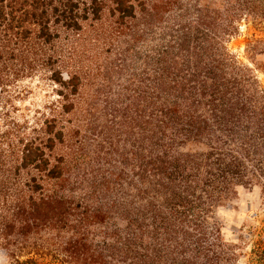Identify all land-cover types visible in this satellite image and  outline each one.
I'll use <instances>...</instances> for the list:
<instances>
[{"label":"trees","instance_id":"trees-1","mask_svg":"<svg viewBox=\"0 0 264 264\" xmlns=\"http://www.w3.org/2000/svg\"><path fill=\"white\" fill-rule=\"evenodd\" d=\"M242 22L263 55L264 0H0V88L40 71L60 98L38 128H0L12 264H239L215 214L264 189V89L226 47Z\"/></svg>","mask_w":264,"mask_h":264},{"label":"rangeland","instance_id":"rangeland-1","mask_svg":"<svg viewBox=\"0 0 264 264\" xmlns=\"http://www.w3.org/2000/svg\"><path fill=\"white\" fill-rule=\"evenodd\" d=\"M253 33L255 32L251 25L242 22L239 34L230 38L226 47L240 64L252 69L259 85L264 89V54L250 56L246 51ZM87 49L90 54L86 55L90 59L85 63H89L92 56L95 55L92 44H87ZM113 55L114 53H110L101 57L103 59L107 56L104 65H107V61L114 59ZM66 71L63 72L64 78H66ZM91 73H95V70ZM100 79L99 76L96 79L91 77V85H86L83 90L87 99L99 88L97 83ZM58 89L40 71L17 78L10 85L0 88L1 130H5V127L2 126L5 121L15 123L16 126L25 129L26 133L33 128H38L43 117L48 116L51 108L59 101L60 98L56 93ZM85 106L83 98L79 107L85 109ZM74 111H76V116L71 113L66 115L69 122L63 123L66 127L64 133L68 136H71V130L76 129L77 125L81 129L83 128V112L77 110V106ZM195 150H203V148L198 147ZM215 219L221 225V236L224 241L231 244L238 253L239 264H255L251 251L258 243H264V189L260 186H254L251 189L238 188L236 196L217 209ZM43 235L44 233L40 234L41 238L37 239V244L45 240ZM35 253L19 257V261H24L29 257L45 264H66L50 258V255H45V250L40 249ZM0 264H12L11 259L1 249Z\"/></svg>","mask_w":264,"mask_h":264}]
</instances>
